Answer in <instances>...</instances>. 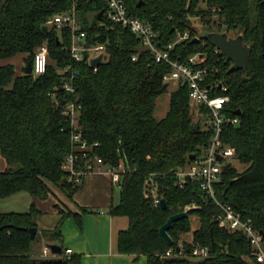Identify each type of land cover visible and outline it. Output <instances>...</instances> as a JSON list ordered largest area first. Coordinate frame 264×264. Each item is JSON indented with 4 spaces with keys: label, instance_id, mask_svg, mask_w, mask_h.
Wrapping results in <instances>:
<instances>
[{
    "label": "trees",
    "instance_id": "obj_1",
    "mask_svg": "<svg viewBox=\"0 0 264 264\" xmlns=\"http://www.w3.org/2000/svg\"><path fill=\"white\" fill-rule=\"evenodd\" d=\"M73 3L0 0V159L6 166L0 171V199L18 193L45 199L51 187L73 198L80 187L67 181L62 168L72 150V128L62 115V103L77 101L76 127L82 139L105 164L125 168L118 184L119 202L110 209L112 216L128 219V229L117 238L120 253L143 255L147 264H260L242 233L219 228L216 218L222 212L198 183L186 182L183 189L176 185V172L192 165L210 141L207 110L193 109L188 85L177 83L166 115L155 118L156 102L167 90L163 77L172 68L156 63L128 28L110 22L102 0L79 1L77 17L87 44L104 47V60L96 72L86 58L74 61L69 53V29L46 25L53 17L69 12ZM124 3L131 18L157 33L161 47L188 35L174 45L170 53L173 61L185 62L197 53L204 56L200 68L207 71L205 85L213 87L212 96L229 98L224 116L239 120L236 126H223L220 140L234 149L231 160L244 166L239 172L228 161L222 164L215 196L264 237V0L257 2L253 16L250 0ZM190 18H198L201 33L191 26ZM203 32L242 36L248 46L246 69L231 71V63L214 45L205 40L193 43ZM42 45L47 46L49 56L45 73L25 75L24 68ZM16 56H22L25 63L19 74L10 62ZM66 80L75 90L73 95L63 90ZM149 178L157 184L156 195L165 201V209L154 205L153 196H145ZM186 208H190L187 217L168 231L173 240L169 247L158 228ZM58 211L60 223L51 232L42 231L49 244L61 248L58 258H44L33 250L42 215L34 204L26 213H0V264H31L32 260L33 264H81L78 255H65L62 246L60 225L72 213ZM191 215L198 219L195 230ZM31 228L36 229L34 239ZM195 247L207 248L209 255L193 258Z\"/></svg>",
    "mask_w": 264,
    "mask_h": 264
},
{
    "label": "built area",
    "instance_id": "obj_2",
    "mask_svg": "<svg viewBox=\"0 0 264 264\" xmlns=\"http://www.w3.org/2000/svg\"><path fill=\"white\" fill-rule=\"evenodd\" d=\"M98 2L101 0H74L73 6L69 12L59 14L50 19L46 25L54 26L58 30L66 28L71 33V43L69 53L76 62H81L85 58L91 67V61L102 55L101 63L104 60V47L102 45L89 46L86 42V36L79 25L77 17L78 2ZM106 4V18L115 24L128 28L141 41L142 47L148 51L156 63H167L170 65L171 72L163 77V82L168 85L169 82L182 83L188 85L189 99L191 104L203 107L207 110V128L212 131L209 143L203 150L200 157L195 159L194 163L185 169H179L176 176V185L183 189L186 182H196L203 194L211 199L221 210V214L216 218L219 228L231 232H240L248 240L252 249V255L257 263L264 264V239L256 231L249 220H244L241 214L235 211L231 206L221 204L215 196L214 185L219 182L221 166L225 161L234 157V149L224 146L220 140L222 128L226 123L236 126L239 123L238 118L227 119L224 116V108L229 102L226 95L212 96L213 87L205 85L207 71L200 68L205 58L202 54H195L189 57L185 62L173 61L170 53L174 45L188 38V35L179 37L175 43H170L161 47L157 42L158 35L153 29L145 23L131 18L124 3V0H102ZM218 51V50H217ZM86 56V57H85ZM136 58L134 57L133 60ZM49 64L48 49L42 45L31 62V74L33 77L43 75ZM101 65V64H100ZM99 65V66H100ZM98 66V67H99ZM98 67H91L94 72ZM63 90L66 94L73 95L74 88L69 81L64 82ZM222 92L225 88L219 86ZM52 97H54L52 95ZM62 115L65 116L72 128L71 145L72 150L66 157L63 164V170L66 173L67 181L70 183H79L87 175H104L112 185H118L125 168L122 165H107L82 139L81 133L77 130L76 121L79 115L80 106L73 101L62 103ZM97 146V144H95ZM221 159V161L218 160ZM157 184L149 178L145 183V196H153L154 205H160L161 199L157 197ZM190 208H186L188 211ZM48 249H44L43 255L47 257ZM65 255H71V251L66 250ZM171 252H167L170 256ZM193 258L203 259L209 255L205 247H195L191 253Z\"/></svg>",
    "mask_w": 264,
    "mask_h": 264
},
{
    "label": "crops",
    "instance_id": "obj_3",
    "mask_svg": "<svg viewBox=\"0 0 264 264\" xmlns=\"http://www.w3.org/2000/svg\"><path fill=\"white\" fill-rule=\"evenodd\" d=\"M94 176L103 177L106 185L101 186L97 197L92 199L90 204L89 201L83 202L79 198V192L86 182H96L97 178ZM76 184H79L80 188L72 199L66 197L68 203L62 205L72 213V216L64 218L60 225L63 249L71 251L72 255H78L81 264H147V258L143 255L122 254L118 251V234L126 231L129 224L126 217L112 216L110 213L111 206H116L119 202V197L118 202H114V185L110 180L104 175H87ZM75 196L77 200H73ZM59 205L58 202L57 209L61 208ZM60 221L61 215L57 214L55 224L41 227L43 231L51 232ZM44 249L45 247L42 257ZM44 258L54 257L49 252Z\"/></svg>",
    "mask_w": 264,
    "mask_h": 264
},
{
    "label": "rangeland",
    "instance_id": "obj_4",
    "mask_svg": "<svg viewBox=\"0 0 264 264\" xmlns=\"http://www.w3.org/2000/svg\"><path fill=\"white\" fill-rule=\"evenodd\" d=\"M258 1L259 0H250V9H251L252 16L255 13V7ZM190 21H191V26L194 29H196L198 33H201L202 28H201L198 18H190ZM235 36L236 35L229 36V37L235 38ZM10 62L11 64H13L16 74H19L21 71L22 65L24 63L22 56H16ZM176 87H177L176 82L174 81L169 82L166 93H164L158 98L156 102V109L154 112V116L156 118L161 119L166 115V112L168 111L170 94L176 90ZM192 106L194 109L195 106L193 104ZM228 162L234 167H237L239 172L243 171L244 166L243 167L238 166L235 160H228ZM5 168L6 166L4 162L0 159V171H3ZM94 177L97 178L96 182L95 183L86 182L84 184V188L80 190L79 192V198H81L83 202L89 201V203L91 204V200L95 199V197H97L98 195V192H100L101 186L106 185L103 177H100V176H94ZM113 188H114V195H113L114 202H118L120 188L118 185H114ZM67 200L68 199L66 198V196L60 190L54 187L53 188L51 187V193H49L45 199L35 198L27 193H18L9 198L0 199V213H26L29 211L30 206L34 204L35 207H37L42 212V215L37 221L39 225L38 227L39 232L37 234V241L33 245V250L39 254H42L43 248L46 247L47 244H49L48 239L46 240L43 239L44 236L42 234V231H43L42 227L49 226L50 224L51 225L55 224L57 214H59L56 204L59 202L60 204L59 206L63 210H66L65 208L62 207V205L66 204V202L68 203ZM73 200H77V197L75 196ZM190 221H191L192 230H195L198 227L197 217L194 215H191ZM59 223H57V225Z\"/></svg>",
    "mask_w": 264,
    "mask_h": 264
},
{
    "label": "water",
    "instance_id": "obj_5",
    "mask_svg": "<svg viewBox=\"0 0 264 264\" xmlns=\"http://www.w3.org/2000/svg\"><path fill=\"white\" fill-rule=\"evenodd\" d=\"M101 13L98 15V19H100ZM43 32H47V27L42 28ZM201 40H205L209 42L210 44L214 45L215 48L220 52V54L225 58V60L229 63H231V71H238L242 70L244 71L247 66V52H248V46L244 43L242 36H237L235 38H231L227 35V33H216V32H203L201 35V39L195 38L193 40V43L198 44ZM102 55L99 57L93 59L91 61V67H98L101 64ZM24 74L30 75L31 74V61L27 63L26 67L24 68ZM168 87L167 84L164 85V88L166 89ZM236 115H240L239 112L236 113ZM195 156H192L191 159H194ZM219 161H221L220 158H218ZM160 207L162 209L166 208L165 201L161 199L160 201ZM187 217V211L175 214L170 216L165 224L158 228V233L161 235V237L164 239L165 243L169 246H173V240L169 236L168 231L171 229L174 223L184 219ZM152 229L154 227L152 226ZM30 237L31 239H34L36 234V229L31 228L29 229ZM264 239V237H263ZM46 249L49 250L50 254L58 258L62 254L61 248L56 244H47ZM180 247L176 248V252H180ZM31 264H33V260L31 261Z\"/></svg>",
    "mask_w": 264,
    "mask_h": 264
}]
</instances>
